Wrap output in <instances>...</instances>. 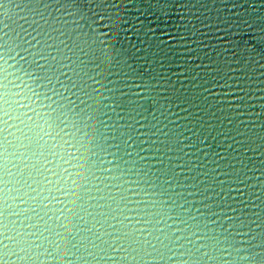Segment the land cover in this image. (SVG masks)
<instances>
[{
  "label": "water",
  "instance_id": "obj_1",
  "mask_svg": "<svg viewBox=\"0 0 264 264\" xmlns=\"http://www.w3.org/2000/svg\"><path fill=\"white\" fill-rule=\"evenodd\" d=\"M50 2L108 72L74 95L9 57L0 220L27 243L0 264H262L264 0H80L75 16Z\"/></svg>",
  "mask_w": 264,
  "mask_h": 264
},
{
  "label": "snow or ice",
  "instance_id": "obj_2",
  "mask_svg": "<svg viewBox=\"0 0 264 264\" xmlns=\"http://www.w3.org/2000/svg\"><path fill=\"white\" fill-rule=\"evenodd\" d=\"M79 2L80 0H55L57 5H64L63 8L58 7L56 11L62 13L67 10L68 15L75 16L78 13L72 11V8ZM13 4L17 8H24L26 14L20 15V19L17 20L7 12L0 11V32L3 33L0 36V77H2L0 79V89H7L8 84L14 83V81L8 80L9 75H15L8 71L9 67H15V65H9V57L11 59L21 57L22 60L26 61L27 68L22 66L21 70L24 71L25 75L40 81V87L48 88L49 85H54L55 82V84L62 85L65 92L71 90L74 95H78L75 92L77 87L84 90L83 75L91 73L98 79H102L103 77L100 76V73L108 72V69L104 66L107 61L104 57L103 48L97 46L94 41L83 39L78 34V29H68V24H76V20L68 21L66 17L46 11V9L52 8L50 0H0V10L10 9ZM8 29L16 33L11 42L7 39L10 36ZM181 39L188 38L181 37ZM33 49L36 50L33 51ZM13 52H15V56H12ZM24 53H27V55H24ZM68 61H71V63ZM17 62L19 63V61ZM115 63L120 65L121 61L117 59ZM124 63L126 64L127 61H124ZM128 66L131 67V65ZM65 68L69 69V71H65ZM233 71H238V69H233ZM111 74L125 78V87L141 86L136 83L128 84L127 81L132 80V77L123 68ZM62 77H67V79H62ZM74 77H79L80 79H75ZM234 79L243 81L242 77ZM109 82L119 85V81ZM93 85L94 87H100L95 80ZM221 86L232 87L231 84L226 82L225 85ZM236 86L239 92L243 93V95L237 96V99L241 101L237 107L245 110L254 107L247 103L250 89L246 88L243 82ZM105 87L107 88L106 85ZM51 90L57 91L55 86ZM33 91L36 90L33 88ZM107 91L110 93L120 91L122 96L128 95L127 92L123 91V87L107 88ZM260 91H264V89H260ZM43 95L47 96V92H44ZM65 98L68 100L72 99L71 96H66ZM108 98L105 97V99ZM261 99H264V97H261ZM91 103L96 104L97 101L93 99ZM11 105L12 100L10 99L9 91L0 90V113L3 114L0 119H4L5 123H7L5 118L10 115ZM261 107H264V105ZM261 139L264 140V137H261ZM261 147H264V145H261ZM261 163H264V161H261ZM233 167L235 166L233 165ZM240 182L243 183L244 181ZM4 211L6 209L0 210V216L3 215ZM6 229L7 225L4 224L3 220H0V245H3V248H0V254L5 256H7L8 252L15 253V249L22 243H27V241L21 239V236L9 235ZM262 264H264V261H262Z\"/></svg>",
  "mask_w": 264,
  "mask_h": 264
}]
</instances>
